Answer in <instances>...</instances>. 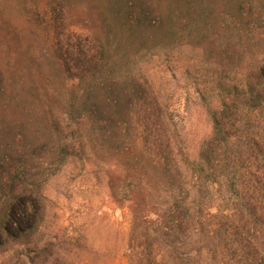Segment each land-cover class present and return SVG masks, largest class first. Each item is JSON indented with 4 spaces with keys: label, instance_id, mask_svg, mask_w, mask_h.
Masks as SVG:
<instances>
[{
    "label": "trees",
    "instance_id": "1",
    "mask_svg": "<svg viewBox=\"0 0 264 264\" xmlns=\"http://www.w3.org/2000/svg\"><path fill=\"white\" fill-rule=\"evenodd\" d=\"M167 35L197 50L217 44L241 53L246 65L240 77L206 81L219 104L192 161L177 160L160 92L143 85L123 96L166 189L151 219L139 184L127 174L121 185L109 181L127 192L113 197L131 213L129 264L186 255L264 264V0H0V234L33 224L41 186L83 152L71 139L81 121L102 114L98 90L119 101L117 68L131 47L159 45Z\"/></svg>",
    "mask_w": 264,
    "mask_h": 264
},
{
    "label": "rangeland",
    "instance_id": "2",
    "mask_svg": "<svg viewBox=\"0 0 264 264\" xmlns=\"http://www.w3.org/2000/svg\"><path fill=\"white\" fill-rule=\"evenodd\" d=\"M201 47L171 35L159 45L131 47L127 63L117 68L119 101L113 103L98 90L101 116L85 118L71 138L83 152L67 159L41 186L30 228L17 236L0 234V264H129L131 213L128 202L113 197L127 192L111 190L109 181L121 185L127 174L129 182L139 184L151 219L166 199V189L160 163L143 146L134 107L123 96L143 85L160 92L174 121L177 160L181 154L196 159L212 131L210 112L219 104L206 81L240 77L246 65V57L237 51L232 56L217 44ZM26 203L31 215L32 202ZM168 264L206 262L186 255Z\"/></svg>",
    "mask_w": 264,
    "mask_h": 264
}]
</instances>
